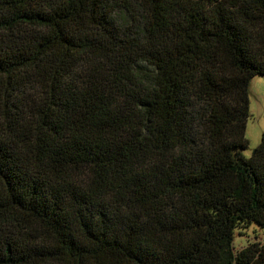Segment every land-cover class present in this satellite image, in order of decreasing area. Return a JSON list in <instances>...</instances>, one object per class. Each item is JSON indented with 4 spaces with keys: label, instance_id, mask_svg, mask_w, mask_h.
<instances>
[{
    "label": "trees",
    "instance_id": "16d2710c",
    "mask_svg": "<svg viewBox=\"0 0 264 264\" xmlns=\"http://www.w3.org/2000/svg\"><path fill=\"white\" fill-rule=\"evenodd\" d=\"M264 0H0V264H264Z\"/></svg>",
    "mask_w": 264,
    "mask_h": 264
},
{
    "label": "rangeland",
    "instance_id": "374dc122",
    "mask_svg": "<svg viewBox=\"0 0 264 264\" xmlns=\"http://www.w3.org/2000/svg\"><path fill=\"white\" fill-rule=\"evenodd\" d=\"M249 117L245 126L247 147L242 150L243 155L249 157L251 150L260 142L264 134V74L255 75L248 85ZM264 241V230L256 224L247 229L240 228L235 232L233 244L236 248L245 245L247 241Z\"/></svg>",
    "mask_w": 264,
    "mask_h": 264
}]
</instances>
